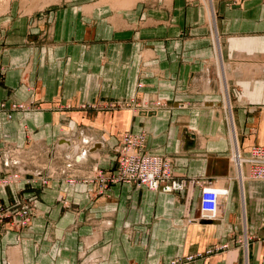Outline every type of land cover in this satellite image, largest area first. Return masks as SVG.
Listing matches in <instances>:
<instances>
[{
    "label": "crops",
    "instance_id": "1",
    "mask_svg": "<svg viewBox=\"0 0 264 264\" xmlns=\"http://www.w3.org/2000/svg\"><path fill=\"white\" fill-rule=\"evenodd\" d=\"M97 1L0 13V178L5 155L21 160L0 203L31 213L25 227L0 222V264H264V181L237 179L224 99L240 152L264 144V0H211L213 21L208 1ZM126 132L180 189L81 181L113 169ZM202 184L219 193L216 219L199 218Z\"/></svg>",
    "mask_w": 264,
    "mask_h": 264
},
{
    "label": "built area",
    "instance_id": "2",
    "mask_svg": "<svg viewBox=\"0 0 264 264\" xmlns=\"http://www.w3.org/2000/svg\"><path fill=\"white\" fill-rule=\"evenodd\" d=\"M1 73L2 68L0 67V76ZM1 105L2 103H0ZM11 106H21V104L11 103ZM120 145L122 147L116 149L118 154L115 156V163L117 164L115 171L103 177L101 170L96 169L93 178L87 176L84 179L83 177L82 181L94 182L97 180L101 187L107 186L110 183L123 182L135 184L150 191L164 193L181 188V184L172 177L170 165L166 158L143 151V136L141 133L126 132L120 141ZM136 145L140 146L141 152L137 153L135 151ZM245 159H247L245 165L247 166L249 176L264 181V145L252 144L247 151ZM72 182L73 179L68 180V183ZM218 195L219 193L213 187L202 184L198 198L200 219L213 220L218 218ZM0 209H2L1 205ZM20 213L18 219L11 221V224L23 225L28 221L29 211L22 209ZM1 220L2 215L0 214V222ZM211 251V249H207L206 253H210ZM190 260L191 256H187L183 259H172L169 264H187Z\"/></svg>",
    "mask_w": 264,
    "mask_h": 264
},
{
    "label": "rangeland",
    "instance_id": "3",
    "mask_svg": "<svg viewBox=\"0 0 264 264\" xmlns=\"http://www.w3.org/2000/svg\"><path fill=\"white\" fill-rule=\"evenodd\" d=\"M12 0H0V13H2L3 11H5L6 10V7L8 6V4H9V2H11ZM18 2L20 1V3L22 2L23 4V6H25L26 8H28V7H30L31 6V4L30 3H37L38 4V6H42V5H44L46 2H44L45 0H17ZM129 1V2H128ZM133 1H135V0H98L97 1V3H96V5L98 6V7H100V6H109V7H112V8H119V7H124V6H128V5H130ZM186 1H188V0H186ZM209 2V4H210V0H202V2H203V4H204V6H205V2ZM49 2V1H48ZM233 2H237V0H233ZM18 4V3H17ZM208 15V14H207ZM210 17H212V21H213V14H212V12H211V9H210ZM216 17V15H215V12H214V18ZM215 20V19H214ZM208 24H209V22H208ZM213 26V25H212ZM209 27H210V30H211V36L214 34V42H213V39L211 38V40H212V43H213V45H214V47H215V50H216V44H217V42H218V35L216 34V31H215V26L214 27H212L211 28V24H209ZM213 28H214V30H213ZM219 43H220V39H219ZM216 55V54H215ZM1 67V66H0ZM2 75V74H1ZM0 79H1V76H0ZM226 96H224V99H225V104H226V119H227V121L225 122V124H226V126H228V130H229V127H230V138H231V140H232V142H233V151H232V153L236 156V154L234 153V149H235V147H234V141H235V139H234V134H233V132H234V125L232 124L231 125V122L234 120L233 119V116H232V114H230V112H229V110L230 109H228V104H227V101H226V98H225ZM162 104H164V102H162L161 100H154V102L152 103V104H149V107L150 106H155V108L156 107H158V106H161ZM148 105V104H147ZM144 108H146V107H144ZM148 108V107H147ZM142 109V108H141ZM231 119V120H230ZM233 126V127H232ZM125 133H123L121 136H120V138H119V140H118V143L115 145V147H114V155L116 156L117 154H118V151L116 150L117 148H121L122 147V145H120L119 146V144H120V141L122 140V138H123V135H124ZM142 134V133H141ZM142 136H143V134H142ZM144 140V139H143ZM257 145H264V144H257ZM251 146V145H250ZM249 146V147H250ZM140 146H135V151L138 153V152H141V149L139 148ZM249 149V148H248ZM121 150V149H120ZM134 151V152H135ZM143 151H145L144 150V148H143ZM240 151V150H239ZM135 152V153H136ZM140 154V153H139ZM240 154V156H241V154L242 153H239ZM247 154V153H246ZM246 154H242V157L245 159L246 158ZM3 155H5V154H3ZM228 155H230V152H229V154ZM6 156V162H2L1 164H2V166H3V168L5 169V167H6V169H9L8 171L9 172H7V173H5L4 174V178H0V183H2V184H5V185H7L8 183H11L12 181H13V179H16L17 177H18V175H19V170L17 169V165L18 164H20V162H21V160L19 159V158H16V156H15V154L14 153H11V154H9V155H5ZM13 158H15V159H13ZM228 158H230V156L228 157ZM116 159V158H115ZM244 166H246L245 165V163L247 162V159H245L244 161ZM230 163H231V165L233 166V163L231 162V160H230ZM26 164L24 163V166H25ZM116 163L114 162V167H113V169H110V170H105V169H101V168H95V167H91L90 168V170H88L87 171V173L86 174H84V179H85V177H91V178H93V175H94V173H95V171H96V169H99V170H101V172H102V175H103V177L104 176H107V175H109L111 172H113V171H115V168H116ZM66 167H69L70 165H65ZM40 167H42V166H40ZM247 167V166H246ZM94 169V170H93ZM234 169V168H233ZM48 170V172H47V174H50V173H52L49 169H47ZM72 173V172H71ZM234 173H235V170H234ZM235 176H236V173H235ZM237 177V176H236ZM246 177H248V178H250L249 177V173H248V169H246V172H245V178ZM77 177L75 176V174H71V175H69L68 177H67V179H66V182L68 183V180L69 179H73V182L72 183H74V181H76V180H78V179H76ZM237 179L239 180V183H241L240 182V178L239 177H237ZM83 179L81 178V181H82ZM42 181H44V180H42ZM86 181V180H85ZM26 183H27V181H26ZM85 183H92V184H94V185H96L97 186V193H100L101 191H103V190H105L108 186H110V185H112V184H114V183H110V184H108L107 186H100V184L98 183V181L96 180V181H94V182H88V181H86ZM118 183H123V182H118ZM69 184H71V183H69ZM126 184H128V183H126ZM130 185H132V186H134V187H136V188H140L141 186H136L135 184H130ZM0 205H1V203H0ZM11 206V205H10ZM2 207V209H0V214L2 215V219H4V218H9V221H15L16 219H18V217H19V215L21 214L20 212H21V210L22 209H25L26 211H29V206L27 205V204H25V205H23V207L21 206V205H19V206H14V205H12L11 207H4L3 208V206H1ZM18 212V213H17ZM30 216H31V213L29 212V216H28V221H26V223L25 224H23V225H15V224H11V228H21V227H25L26 225H27V223L29 222V219H30ZM2 221V220H1ZM3 222V221H2ZM209 249H211L212 251H214L215 249H213L212 247L211 248H209ZM211 251V252H212Z\"/></svg>",
    "mask_w": 264,
    "mask_h": 264
},
{
    "label": "bare ground",
    "instance_id": "4",
    "mask_svg": "<svg viewBox=\"0 0 264 264\" xmlns=\"http://www.w3.org/2000/svg\"><path fill=\"white\" fill-rule=\"evenodd\" d=\"M50 2V1H53L54 2V0H45L44 2ZM58 1V0H57ZM211 1V0H210ZM129 2V1H128ZM93 6H97V5H93ZM213 6H212V2H210V9L212 10L213 8H212ZM91 8V7H90ZM82 9V8H81ZM92 9V8H91ZM90 10V9H89ZM88 10V11H89ZM214 24V26H215V30H216V25H215V22L213 23ZM232 124H233V121L231 122ZM234 125V124H233ZM233 127V126H232ZM233 134H234V139H235V141H234V147H235V149H234V153L236 154V158H237V156H238V161H240L239 163H238V176L240 177V181H241V183H242V181H243V179H245V176H244V174H243V172H242V162H241V156H240V154L239 153H241L240 151H239V148H238V142H237V139H236V135H235V129H234V132H233ZM250 177V176H249ZM250 179H257V180H261V179H259V178H251L250 177Z\"/></svg>",
    "mask_w": 264,
    "mask_h": 264
}]
</instances>
